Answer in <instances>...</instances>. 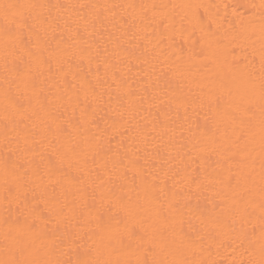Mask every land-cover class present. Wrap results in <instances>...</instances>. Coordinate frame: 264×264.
Wrapping results in <instances>:
<instances>
[{"label": "snow or ice", "instance_id": "obj_1", "mask_svg": "<svg viewBox=\"0 0 264 264\" xmlns=\"http://www.w3.org/2000/svg\"><path fill=\"white\" fill-rule=\"evenodd\" d=\"M156 9L0 0V205L22 217L4 220L0 264H225L186 258L206 251V237L247 253L231 264H264V45L257 186L233 170L254 165L251 102L224 108L223 77L207 99L182 97L191 56L173 58L149 32L165 24ZM134 62L141 88L125 72ZM245 75L254 91L255 72ZM189 107L205 112L203 126ZM121 250L136 259L104 258Z\"/></svg>", "mask_w": 264, "mask_h": 264}, {"label": "bare ground", "instance_id": "obj_2", "mask_svg": "<svg viewBox=\"0 0 264 264\" xmlns=\"http://www.w3.org/2000/svg\"><path fill=\"white\" fill-rule=\"evenodd\" d=\"M51 3H96V4H128L137 5H156V16L165 19V24H157L149 29L155 38L162 41V46L166 51L175 56H183L188 60V70L184 79L181 81L182 90L180 95L188 99H207L209 91L216 93L218 88L214 81L221 77L232 81V95L225 93L222 106L230 108L231 106L251 102L253 106V132L255 151L251 153L254 165L239 171L242 175L248 177L249 182L254 181L258 186L260 183V120L262 105L259 96V69H260V50L264 45V8H261L262 0H50ZM118 15H128L131 10L125 12L124 9H116ZM152 13L149 12V15ZM167 25V26H166ZM103 31V30H101ZM114 31V30H113ZM171 45V47H168ZM0 55H2V46H0ZM143 65L134 62L130 66V71L125 69L127 75L131 78L134 88H141L145 81L143 75ZM255 72V89L250 91L251 85L247 82L246 73ZM5 72L3 61L0 60V117L3 116V89ZM178 90L180 86L178 85ZM183 114V113H182ZM188 115L195 125L203 126L205 124V112L199 109L193 110L189 107ZM104 128L103 122L100 123V129ZM3 123L0 120V140L3 137ZM187 136L188 133L184 132ZM179 137V133H178ZM117 136L112 140L113 144L119 141ZM2 150V146H0ZM214 166V162H210ZM196 167V165H193ZM3 175L0 173V191H2ZM171 187V182L169 183ZM193 204L196 200L193 199ZM201 203L205 201L201 198ZM210 207V205H209ZM5 218L10 222L22 219L18 210L13 209L10 213L4 210L0 205V249L4 243V233L8 225L4 223ZM198 226V221H193ZM185 232L195 236V231L185 225ZM171 240V237H169ZM224 238L210 240L207 237L203 241V247L206 251L201 255L199 249L197 254L192 252L185 253L186 258L192 259H213L223 260L225 264H231V261L247 260V253L243 249H237L233 252ZM91 240L84 237L78 241L71 253L75 258L77 253H82L85 248L90 246ZM179 244V241H177ZM209 252L211 255L209 256ZM67 259L68 257H64ZM104 258L135 260L136 254L133 250H121L111 255H105Z\"/></svg>", "mask_w": 264, "mask_h": 264}]
</instances>
